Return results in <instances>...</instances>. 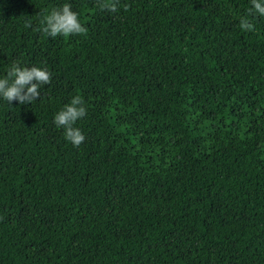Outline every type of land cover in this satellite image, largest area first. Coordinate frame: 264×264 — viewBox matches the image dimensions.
Wrapping results in <instances>:
<instances>
[{
  "label": "trees",
  "instance_id": "trees-1",
  "mask_svg": "<svg viewBox=\"0 0 264 264\" xmlns=\"http://www.w3.org/2000/svg\"><path fill=\"white\" fill-rule=\"evenodd\" d=\"M0 0V75L45 67L0 102V264H264V17L250 0ZM247 16L251 30H241ZM86 108L73 147L54 113Z\"/></svg>",
  "mask_w": 264,
  "mask_h": 264
},
{
  "label": "clouds",
  "instance_id": "clouds-1",
  "mask_svg": "<svg viewBox=\"0 0 264 264\" xmlns=\"http://www.w3.org/2000/svg\"><path fill=\"white\" fill-rule=\"evenodd\" d=\"M99 6L112 12L116 10L115 0H102ZM248 12L253 16L264 17V0H250ZM239 27L241 30H251L253 24L247 16H243L239 20ZM38 31L55 38L83 33L85 27L78 18L77 11L68 0H64L38 17ZM49 80L50 72L45 67L12 61L4 74L0 75V102L10 104L15 100L18 104L32 103L40 96V89ZM85 112L86 108L80 97L74 95L52 117L54 125L62 128L63 137L73 147L79 146L84 140L83 132L75 124Z\"/></svg>",
  "mask_w": 264,
  "mask_h": 264
}]
</instances>
